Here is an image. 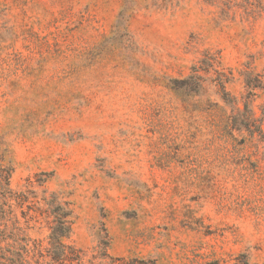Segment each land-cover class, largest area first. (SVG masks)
Listing matches in <instances>:
<instances>
[{"label": "rangeland", "instance_id": "374dc122", "mask_svg": "<svg viewBox=\"0 0 264 264\" xmlns=\"http://www.w3.org/2000/svg\"><path fill=\"white\" fill-rule=\"evenodd\" d=\"M256 77L264 0H0V182L28 196L11 264H45L52 194L66 264H264V142L224 95L243 109Z\"/></svg>", "mask_w": 264, "mask_h": 264}, {"label": "trees", "instance_id": "16d2710c", "mask_svg": "<svg viewBox=\"0 0 264 264\" xmlns=\"http://www.w3.org/2000/svg\"><path fill=\"white\" fill-rule=\"evenodd\" d=\"M195 71V70H194ZM196 74H191L186 82H190L193 79H197ZM262 80L256 77V80L247 79V86L249 87V92L244 96V108H237L235 98L229 96V93L225 91V86L223 89L225 91V100L233 106V114L230 117V123L233 129L238 131H247L248 136L252 140H259L264 142V106L263 117L259 118L253 107L254 95L257 88L263 89L264 86L261 85ZM201 86V82H198V87ZM259 137V138H258ZM26 193V192H25ZM22 191H15L11 188L10 180L8 178L7 182H0V264H11L12 257L8 255L5 248L1 246L3 241L8 239L15 240L13 236V231H8L7 222L10 217V212L13 203L26 202L28 201V196ZM44 203L46 205V211L49 217L52 218L50 224V231L48 234V247L47 254H43V262L45 264H66L65 261L68 260L71 253V245H69L65 240L70 238L72 233V210L68 207L67 203H63L58 199L55 194L51 195V198H44ZM18 222V221H17ZM18 229V228H17ZM20 231V229H19ZM10 233V234H8ZM19 233V232H18ZM17 234V233H16ZM18 235V234H17ZM15 236V235H14ZM24 239V238H23ZM22 240V239H21ZM17 241V240H16ZM15 241V242H16ZM23 250L20 248L18 251L19 258L23 259L28 255L29 251L25 245H23ZM2 255V256H1ZM45 256L49 257V260H45ZM45 257V258H44ZM243 258V259H241ZM74 264V262H71ZM110 264H158V261L154 258L149 257H132L128 259H118L112 260ZM205 264H251L245 255L239 256L232 262H223L221 260H213Z\"/></svg>", "mask_w": 264, "mask_h": 264}]
</instances>
